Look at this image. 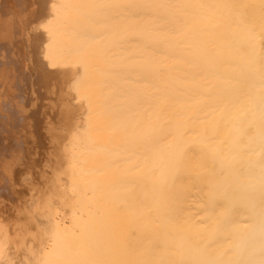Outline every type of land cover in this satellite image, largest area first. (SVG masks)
I'll return each mask as SVG.
<instances>
[{"label": "bare ground", "instance_id": "6f19581e", "mask_svg": "<svg viewBox=\"0 0 264 264\" xmlns=\"http://www.w3.org/2000/svg\"><path fill=\"white\" fill-rule=\"evenodd\" d=\"M0 58V264H264V0H0Z\"/></svg>", "mask_w": 264, "mask_h": 264}, {"label": "rangeland", "instance_id": "374dc122", "mask_svg": "<svg viewBox=\"0 0 264 264\" xmlns=\"http://www.w3.org/2000/svg\"><path fill=\"white\" fill-rule=\"evenodd\" d=\"M12 2H14L15 0H11ZM29 1V0H28ZM2 6H7V1H3L2 3ZM1 59V58H0ZM2 60V59H1ZM4 60V59H3ZM5 61V60H4ZM2 62V61H1ZM0 62V63H1ZM5 65L4 64H0V69H2ZM2 67V68H1ZM5 68V67H4ZM44 89V88H43ZM42 88L39 89V96L41 95L42 93V96H40L41 99L39 102H37L35 99H34V95L32 94H28V105L26 106V111H27V114L29 115V120H27V125H29L28 121L30 120H33V119H39L41 122V126H45V125H49V123H54L52 122L54 119H55V116L52 115L54 114V105H55V101H54V96L49 94V95H45L46 93H43V91L45 92V90H43ZM42 90V91H41ZM44 94V95H43ZM33 98V100H31ZM22 99V98H21ZM16 101L18 100L19 101V98L17 97L15 99ZM33 101V102H31ZM50 101V102H49ZM36 104H38V106H36ZM40 104V105H39ZM37 109H36V108ZM10 108V107H9ZM38 111V112H37ZM37 112V113H36ZM31 113H33V116L31 117ZM40 113V115H39ZM5 114V113H4ZM5 116V115H4ZM51 116V117H50ZM11 117H15L16 116H11ZM48 117V118H47ZM43 118V120H42ZM16 119H15V123H16ZM19 121V120H18ZM55 121V120H54ZM1 122V121H0ZM20 122V121H19ZM18 123V122H17ZM16 123V124H17ZM21 124V122L19 123ZM23 124V123H22ZM18 125V124H17ZM20 126H23V125H19L17 126L18 130H20V134L16 135V138H18L16 140V143H18L17 145H19L20 147L22 146V153L24 154H21L23 155L22 159L24 158L25 156V153H27L28 156H25V158L23 160H26V163H27V160H28V165H31V168L29 170V174H30V177H33L31 178L32 180V183L38 185L35 187L38 188V189H41L42 188V185H41V178H42V174H43V177H46V175L44 174H48V170L45 171L44 169V162L47 161L48 159V155H49V152L51 150L50 149V139L48 138V135L46 134V131L45 129H40V128H37L34 132L32 133H28V128L29 126H23L22 130H21V127ZM20 127V128H19ZM1 128V127H0ZM24 131L26 133H24ZM3 133V135H2ZM28 133V134H27ZM6 134L4 131L1 132L0 134V145L3 146V143L8 144V139H6ZM31 134V135H30ZM35 136V139L37 140H34L33 136ZM3 136V137H2ZM5 137V138H4ZM37 137V138H36ZM39 137V138H38ZM4 138L6 141L2 140ZM33 138V139H32ZM24 139V140H23ZM27 141V142H26ZM25 142V143H24ZM24 144V145H23ZM26 146V147H25ZM42 146V147H41ZM45 148V149H44ZM34 151V152H33ZM40 152V153H39ZM43 153V154H42ZM30 157V158H29ZM40 158V159H39ZM42 158V159H41ZM37 159V160H36ZM31 160V161H30ZM35 162V163H34ZM42 162V163H41ZM41 170V171H40ZM38 177V178H37ZM37 178V179H36ZM40 178V179H39ZM21 184V183H19ZM31 183H24V184H21L23 186H26L24 190L25 192H23L26 197L31 185ZM28 185H30L28 187ZM40 186V188H39ZM17 190H20L19 188ZM18 200V199H17ZM18 204H21V200L19 201H16ZM15 203V202H14ZM16 204V203H15Z\"/></svg>", "mask_w": 264, "mask_h": 264}]
</instances>
